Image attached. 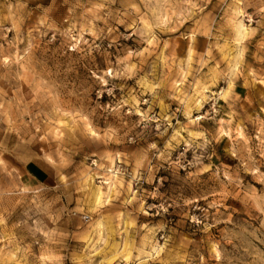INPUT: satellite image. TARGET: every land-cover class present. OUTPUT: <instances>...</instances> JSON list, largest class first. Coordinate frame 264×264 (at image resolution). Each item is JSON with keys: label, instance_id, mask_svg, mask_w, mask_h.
Masks as SVG:
<instances>
[{"label": "clouds", "instance_id": "clouds-1", "mask_svg": "<svg viewBox=\"0 0 264 264\" xmlns=\"http://www.w3.org/2000/svg\"><path fill=\"white\" fill-rule=\"evenodd\" d=\"M0 264H264V0H0Z\"/></svg>", "mask_w": 264, "mask_h": 264}, {"label": "rangeland", "instance_id": "rangeland-1", "mask_svg": "<svg viewBox=\"0 0 264 264\" xmlns=\"http://www.w3.org/2000/svg\"><path fill=\"white\" fill-rule=\"evenodd\" d=\"M49 3H50V0H49ZM28 7L29 8H34L35 5L33 3H29L28 4ZM6 24L8 26H10L11 25V21L10 20L9 21H6ZM120 30L121 31H124L123 28H121ZM257 51H258V39H254L252 45H250L249 46V49H248V52H249L248 60H249L250 63L253 64V67L259 66V61H256L254 59L255 55L257 54ZM27 86L28 85H25V87H27ZM243 91H244V89H242V88L241 89H238V92H243ZM64 115H65L66 118L68 116H70V113L68 112V110H65L64 111ZM65 122H66L65 120H58V121H56V131L57 132L59 131V129H61L63 127V125L65 124Z\"/></svg>", "mask_w": 264, "mask_h": 264}]
</instances>
